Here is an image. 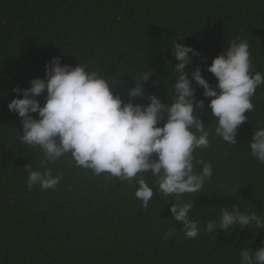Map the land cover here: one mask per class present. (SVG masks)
<instances>
[{"label": "trees", "instance_id": "obj_1", "mask_svg": "<svg viewBox=\"0 0 264 264\" xmlns=\"http://www.w3.org/2000/svg\"><path fill=\"white\" fill-rule=\"evenodd\" d=\"M237 38L249 42L252 71L264 74V0H0V264H240L241 249L264 244V229L254 225L206 231L224 207L264 215V164L248 147L253 130L264 127V85L230 145L215 134L210 98L193 81L195 101L204 100L195 114L210 133L208 147L193 154L194 170L210 163L213 175L201 192L176 197L157 192L156 178L143 174L154 192L147 209L135 197L137 179L96 175L70 155L48 165L63 177L55 189L29 188L25 166L44 171V155L20 142V118L7 108L17 98L13 89L45 78L54 57L109 78L125 103L134 81L150 72L136 103L154 94L171 104L174 43L200 53L191 57L189 78L200 67L215 86L207 67ZM38 99L43 105L44 96ZM181 201L193 203L195 239L171 217ZM170 228L176 232L165 238Z\"/></svg>", "mask_w": 264, "mask_h": 264}, {"label": "clouds", "instance_id": "obj_2", "mask_svg": "<svg viewBox=\"0 0 264 264\" xmlns=\"http://www.w3.org/2000/svg\"><path fill=\"white\" fill-rule=\"evenodd\" d=\"M191 54V56H190ZM172 55L175 83L171 104H164L156 95H149L147 103H136L144 97L142 85L150 79L144 72L128 91V102L114 94V86L96 70L79 63L72 67L54 57L45 65V78H35L26 89L14 88L17 98L7 108L20 118L22 144L39 147L44 159L40 167L29 165L28 187L41 190L55 189L62 176L48 167L70 155L77 167L91 170L96 175L108 174L119 181L137 179L135 197L145 209L153 200V188L143 174L156 178L157 192L180 197L199 193L212 175V165L200 162L194 170V152L208 147L209 131L196 116V109L204 108V100L195 101V84L203 89L204 98H210L207 107L217 121L215 134L230 145L237 144L239 127L247 120L245 113L253 111L252 98L264 85V74L252 71L249 42L233 39L227 48L207 67L216 78L212 86L202 76L200 67L188 69L191 57L200 53L191 46L174 43ZM44 96L41 105L39 97ZM35 114V117L34 115ZM163 121V126H160ZM194 129V130H193ZM251 155L264 164V127L253 130L248 143ZM156 192V194H157ZM193 203L178 202L171 206V217L182 224L187 239L198 237L199 221H193L190 212ZM254 225L264 229V215L241 211L238 207H224L218 221H209V233ZM170 228L165 238L174 235ZM240 264H264V244L256 250L243 248Z\"/></svg>", "mask_w": 264, "mask_h": 264}]
</instances>
